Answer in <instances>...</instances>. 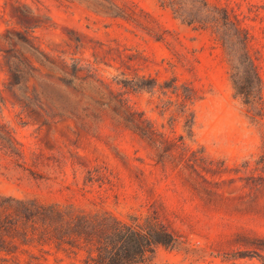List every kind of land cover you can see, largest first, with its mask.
I'll use <instances>...</instances> for the list:
<instances>
[{
	"label": "rangeland",
	"instance_id": "374dc122",
	"mask_svg": "<svg viewBox=\"0 0 264 264\" xmlns=\"http://www.w3.org/2000/svg\"><path fill=\"white\" fill-rule=\"evenodd\" d=\"M17 1L31 6L36 15L50 18L33 31L45 48L70 47L72 52L92 59L94 52L100 53V43H119L149 59L142 73L160 81L176 77L179 83L191 84L199 96L188 106L195 116L191 135L184 128V117L177 106L181 99L177 96L163 94L160 88L152 92L127 89L125 96L166 136H184L186 145L203 151L208 160L224 162L228 172L223 179L251 173L264 155V111L261 117L256 116L235 94L226 51L211 30L182 24L158 0L126 1L169 31L163 41L157 40L146 24L93 12L88 5H97L96 0H0V32L20 27L14 13ZM211 2L227 8L249 33L250 53L264 80V0ZM76 38L82 46L79 49ZM108 70L116 74L114 69ZM6 78L0 69V119L14 131L26 159L30 161L37 153L62 157L64 163L57 173L44 171L40 177L12 170L0 156V195L42 204H72L81 211L107 212L123 220L159 210L183 235L185 244L158 247L144 264H264V247L244 245L240 224L228 221L235 216L226 214L224 208L208 207L203 195L191 188L187 172L177 161L164 165L146 140L131 130L117 129L110 121L99 135L81 131L71 120L44 126L29 121L5 88ZM72 153L93 165H106L112 172L110 180L88 181L74 168ZM246 161L250 163L247 171L242 168ZM237 168L241 172L236 174L233 169ZM221 187L225 198L240 193V182ZM245 223L254 229L247 236L264 238V226ZM67 248L46 245L44 252L35 250L39 260L34 263L85 264L84 250ZM1 257L3 254L0 264H27L30 259L27 254L20 261H3Z\"/></svg>",
	"mask_w": 264,
	"mask_h": 264
},
{
	"label": "trees",
	"instance_id": "16d2710c",
	"mask_svg": "<svg viewBox=\"0 0 264 264\" xmlns=\"http://www.w3.org/2000/svg\"><path fill=\"white\" fill-rule=\"evenodd\" d=\"M96 1H99L97 5H88L93 12L146 24L157 40L166 39L169 31L162 30L148 13L139 11L130 2ZM158 2L182 24L211 30L218 37L227 54L235 94L261 117L264 80L250 53L249 33L240 20L211 0ZM14 13L20 27L0 32V45L3 46L0 47V69L7 76L5 88L29 121L44 126L71 120L81 131L92 135H99L107 121L117 129L131 130L156 150L159 162L167 165L177 161L187 172L191 188L203 195L208 207L224 208L226 214L235 216L228 221L240 224L244 245L264 247V238L247 236L254 229L246 227L245 223L264 226V155L256 161L251 173L223 179L228 172L224 162L208 160L203 151L187 146L184 136H166L144 112L134 109L125 96L127 89L152 92L157 88L163 94L177 96L181 99L177 106L184 117V128L191 135L195 116L188 106L199 98L191 84L179 83L176 77L160 81L142 73L149 59L142 52L119 43H100V53L94 52L92 59L72 52L70 47L45 48L33 31L50 22V18L36 15L31 6L20 1L16 2ZM24 19L27 21H22ZM75 40L76 48L82 47L80 39ZM108 69H114L116 74ZM0 156L12 170L40 177L44 171L57 173L64 163L62 157L37 153L28 161L14 131L2 119ZM71 157L75 159L72 164L76 171L85 174L88 181L110 180L112 172L106 165H93L73 153ZM249 167V161L242 164L245 171ZM233 170L236 174L241 172L239 168ZM237 182H240L239 195L225 198L221 186ZM183 244V235L159 210L149 215H130L123 220L107 212L81 211L72 204H42L33 199L0 195V254H3V261H20L27 254L30 258L27 264H35L34 260H39V256L34 251L44 252L48 245L64 250L67 247L84 250L85 264H144L158 247L175 248Z\"/></svg>",
	"mask_w": 264,
	"mask_h": 264
}]
</instances>
